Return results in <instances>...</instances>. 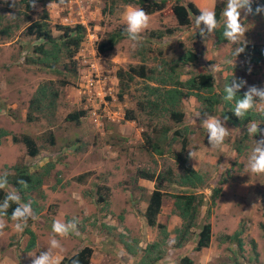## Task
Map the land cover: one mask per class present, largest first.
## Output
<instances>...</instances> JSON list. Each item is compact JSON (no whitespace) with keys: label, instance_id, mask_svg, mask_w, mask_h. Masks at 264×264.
<instances>
[{"label":"rangeland","instance_id":"obj_1","mask_svg":"<svg viewBox=\"0 0 264 264\" xmlns=\"http://www.w3.org/2000/svg\"><path fill=\"white\" fill-rule=\"evenodd\" d=\"M180 1H191L197 8L212 10L216 0ZM174 2L165 0L163 9L148 13V27L140 34L139 44L144 53L140 59L139 44L133 49L128 37L121 38L112 50L99 52L96 48V42L106 32L125 27L124 10L136 5L120 0H113V5H109L108 0H34L29 21L39 19L41 11L46 10L51 35L59 33L56 24L84 26V38L74 56V70L69 68L58 73L25 62L31 44L37 42L25 34L24 28L29 21L22 20L19 12L23 7L18 0H0V15L4 17L1 23L10 24V35H0V128L6 131V135L0 137V173L11 172L8 167L16 162L26 164L29 170L39 168L46 161L53 165L40 186L42 196L35 195L39 211L34 214L35 219L27 222V227L35 234L31 250L25 251L27 235L14 230L15 222L0 217L6 224L0 231V264H30L29 254L39 255L45 250H50L54 257H63L82 245L92 249L90 264H139L141 251L138 248L159 238L156 227L146 225L142 216L153 182L136 177L135 171L142 167L159 172L170 167L176 172L179 168L171 152L177 150L178 141L164 145L161 155L143 147L141 132L149 118L136 109L135 101L147 95L146 84L157 83L153 79L134 77L118 98L114 75L117 68L126 70L128 66L144 63L146 68L156 72L184 51L192 50L197 59L179 65L176 68L178 78L206 71L212 74L217 86L229 77L246 81L242 87L245 91L253 85L264 87V61L262 58L258 62L250 60L257 55V49L264 52V13L246 15L241 9V23L246 28L241 38L244 51L235 56L239 45L228 41L218 43L213 33L202 39L198 31L195 32L193 15H189L187 26L178 27L170 9ZM257 5L264 6V3L252 0V8ZM167 27L175 29L172 34L149 35L150 31L163 32ZM232 60L234 66L229 63ZM61 78H66L68 84H59ZM47 79L52 80L58 90L53 115L48 109L49 113L43 111L46 115L39 114L37 119L28 121L25 118L28 99L36 85ZM180 106L183 112L180 126H187L190 131L187 152L194 151V158L189 157L188 162L206 180L201 188L204 199L196 223L199 226L208 220L211 237L207 247L194 250L198 227H192L189 239L175 247L174 228L179 219H174L170 212L171 198L164 196L156 220L164 224L168 233L157 264H175L184 255L192 259V264H264V174L247 172L248 156L261 135L249 139L247 147L238 153L231 143L243 130L227 126L229 136L223 144L215 148L209 143L204 145L200 142L199 130L205 117L195 116L199 102L194 96H188L181 100ZM128 108L136 112V119L124 117ZM79 109H83L84 114L78 122L66 118L69 112ZM169 120L163 115L156 123L172 126ZM22 134L34 140L38 147L35 156L27 155L22 143H13L11 135L19 137ZM218 169H225L220 173L225 181L214 205L210 206L209 194L218 178ZM227 172L229 175H225ZM82 173L81 179H75ZM165 189L169 192L181 190L177 186ZM54 220L77 222L76 230L67 237H55L62 245L60 249H49ZM239 229L240 248L235 240L222 239L224 234ZM121 239L132 244L138 253L128 254Z\"/></svg>","mask_w":264,"mask_h":264},{"label":"trees","instance_id":"obj_2","mask_svg":"<svg viewBox=\"0 0 264 264\" xmlns=\"http://www.w3.org/2000/svg\"><path fill=\"white\" fill-rule=\"evenodd\" d=\"M60 2V0H52ZM124 4H134L137 8H142L147 13L159 11L165 6V0H120ZM264 1V0H261ZM109 5H113V0H108ZM18 4H21L23 11L19 12L22 16V20L29 21L30 12L33 9L34 0H18ZM226 5V0H216L213 10L216 12L218 21L217 30L213 32L214 41L218 43L226 42L227 40L222 36L223 20L222 11ZM171 12L175 18L178 27L187 26L190 22L189 15H199V11L192 4L187 1L186 3L180 0H175L170 6ZM40 19L29 21L25 25V34L32 35L36 43L31 45L30 54L26 57V61L31 64H35L40 68H46L53 72L61 73L66 72L67 69L74 70V54L79 48L80 43L84 38V26L76 23L72 26L66 24H56L55 27L60 32L57 36L51 35V31L48 25V13L46 10H42ZM3 16L0 15V35L6 37L10 35V24H2ZM15 26L18 24L13 23ZM203 27V25H201ZM175 29L167 27L163 32L160 30L150 31L149 35L154 37H161L163 33L170 35ZM128 37L124 32V26L114 28L105 34V37L98 43L97 50L104 52L106 49H110L119 39ZM140 47V59L144 57L143 48ZM262 56V54H261ZM197 54L192 50H186L184 53L172 61V63H165L160 69L157 68L156 72L152 68H146L144 63L138 65H131L125 70L117 69L115 76L117 78L118 92L116 96L121 98L122 94L128 88L130 82L134 77L150 80L153 79L156 85H145L147 95H144L143 99H137L135 101L136 109L141 113L144 112L149 119H154L155 122H151L148 118L145 124V129L142 130V145L143 147L153 152L154 154L161 155L163 153V146L170 145V142L177 140L179 142V148L177 151H172V158L177 164L179 171L174 172L170 167H167L163 171L154 172L147 168H137L135 176L143 178L149 181H153V189L149 192L146 198V204L142 211L143 220L146 225L150 227H156L159 234V238L149 242L142 248H138L141 251L139 264H157L161 258L164 245L167 238V231L164 224L156 221V215L160 210V203L163 196H169L172 198V213L176 214L181 222L179 226L174 228V245L180 247L184 241L190 237V228L198 227L196 233V239L194 249L198 250L205 247L209 243L210 238V224L208 221L203 222L199 226L196 223V217L199 212V207L203 203V194L201 192H194L193 188L203 187L205 183L204 176L191 167L188 163V155L184 152L186 142V128H174L181 122L183 112L181 110V99L187 96H194L199 102V112L201 114L211 113L219 116L222 120L227 116L225 121L228 124L240 125L245 119L255 118L259 119V127L264 125V115L257 112L255 109L250 110L243 120L237 118L231 111L234 108L235 101L223 100L224 86L227 83H231L229 78L223 80L221 85H216L214 78L210 72H199L190 74L185 79L178 78L177 67L185 63L195 62ZM260 54L250 58L253 62L260 60ZM264 61V59L262 58ZM155 72V73H154ZM59 84H68L66 78L58 80ZM217 88V91H213V87ZM243 91L238 90L237 98L242 97ZM58 96V90L54 86L52 80L47 79L39 82L31 97L27 102V109L25 118L28 121H32L38 118V115H43V111H47L50 115H53L55 110L56 98ZM258 101V100H257ZM49 109V111H48ZM255 110V111H254ZM45 114V113H44ZM84 114L83 109L69 112L66 118L70 121L78 122L81 115ZM136 112L133 109H126L124 111V117L128 120L136 119ZM46 115V114H45ZM166 116L172 122L170 124H164L160 122L157 125L156 119L161 116ZM248 117V118H247ZM237 122V123H236ZM159 128V129H158ZM157 130V132H155ZM6 131L0 128V137L5 136ZM13 142H20L23 144L26 153L33 157L38 153V147L34 140L27 134H22L19 137L11 136ZM241 143L240 141L238 142ZM237 152H241V146L237 144L235 147ZM52 163L46 161L39 168L29 170L26 164L16 162L8 167L9 171H3L0 173V178L6 175L7 186L5 189L0 190V203L3 202L6 192L16 191L21 197V203H30L32 210L35 213L38 211V202L35 195L42 196L40 192V186L43 183L45 177L52 169ZM7 169V170H8ZM220 175H218L219 178ZM82 174L76 176V179H81ZM26 181V186L19 184L18 181ZM169 182L170 184H176L180 186H188V191H165L164 184ZM224 182V179L219 178L215 180V185L211 187L209 200L213 204L217 195L220 193V185ZM169 183H166L169 185ZM16 207L12 204L8 209V215L3 216L7 220H11V212ZM209 213V209H206V216ZM23 233L27 234V241L25 249H31L35 244V234L33 231L26 227ZM239 230L234 231L231 234H224L223 238L229 240H235L236 245L240 248V240L238 238ZM122 240V239H121ZM123 241V240H122ZM123 248L128 254L135 255L138 253L137 249L125 241H123ZM78 253L75 257L79 260L80 264H90V256L92 249L88 245H82L69 255L63 256L62 264H69V257ZM175 264H191V259L187 256H181Z\"/></svg>","mask_w":264,"mask_h":264},{"label":"clouds","instance_id":"obj_3","mask_svg":"<svg viewBox=\"0 0 264 264\" xmlns=\"http://www.w3.org/2000/svg\"><path fill=\"white\" fill-rule=\"evenodd\" d=\"M258 1L261 3H264V1H261V0H257V2ZM192 4L195 6L194 3H192ZM213 7H214V4H213ZM213 7H212V10H210L208 8H197L196 7L197 10L199 11V15H195V16L193 15L192 22L195 26V32L198 31V33L202 39H207V37L209 35H211L215 30H217L218 21H217V17H216V12L213 10ZM241 9L244 10L246 15L247 14H253L254 15V14L264 13V6H262V5H257V7L255 9L252 8V0H226V6L222 12V15H223L222 36L231 44L239 45L236 48L235 56L244 51V47H243L244 41L241 40V38L244 37V33L246 31V28L241 23ZM155 12H157V11H155ZM152 13H154V12H152ZM191 15H192V13H191ZM32 21H34V20H32ZM123 22L125 25L124 32L128 36V38L133 42L132 47H133V49H135L138 46V44L140 43V34L142 33L143 30H145L148 27L149 15L142 8L127 6L124 10V13H123ZM74 24H76V23H74ZM74 24H72V25H74ZM48 25H49V23H48ZM66 25H69V24H66ZM72 25H69V26H72ZM201 25H203V27ZM49 28H50V26H49ZM50 31H51V28H50ZM108 32H106L105 34H107ZM105 34L103 35V37L98 42H96V48H97L98 43L105 37ZM26 36H29L34 40L32 35L27 34ZM123 38H125V37H123ZM34 43H36V42H34ZM115 44H113L110 49H106L105 51L112 50ZM246 47L248 48L249 46H246ZM250 49L252 50V48H250ZM30 51H31V47H30ZM77 51H76V53H77ZM137 51L139 52V49H137ZM257 53L260 54V58L264 59V52L262 53V51L260 49H257ZM75 54H74V56H75ZM261 54H262V56H261ZM28 55H26L24 58L25 62H26V57ZM74 56H73V58H74ZM74 60H75V58H74ZM251 62H253V61H251ZM26 63H28V62H26ZM229 63H232L234 66V60L229 61ZM28 64H31V63H28ZM117 69H122V68H117ZM122 70H124V69H122ZM219 70H220V68L217 67L216 71H219ZM115 72H114V75H115ZM226 78H224L223 80H225ZM230 80H231V83H227L224 86V95L222 98H223V100L228 101V102L235 101L234 108L231 110L234 113V115L237 118L243 120L245 118L246 114L252 109H255L257 112H260L262 115H264V87L257 88L256 86L253 85V86H249L247 88V90L245 91L242 89V87L245 85L246 81H243V80L238 81L236 79H233V80L230 79ZM89 81H90V79L88 78L87 82H89ZM117 89H118V87H117ZM238 90H241L244 92L243 96L240 98H237ZM213 91H217L216 86H215V88L213 87ZM258 102H260L259 106L257 105ZM84 109H85V107H84ZM200 114L201 113L199 111H197L195 113V116L199 117ZM202 115H204L205 118L201 120V130H199V132H200V136H201L200 142H203L204 145H207L209 143L211 145V147H214V148L218 147L219 145L223 144L225 139L229 136V130L226 127L227 126L236 127V128L241 129L243 131H242L240 137L234 143H231V147L233 148V150L235 152H237L235 150V147L237 146V144L240 145L241 146V152H238V153H242L243 149H245V147H247V142L249 141V139L256 138L260 134L261 138L258 141H255V147L251 150V153L248 156L247 172L254 173V174H264V129H263L264 126L259 127V125H260L259 119H255V118L245 119V121H243L242 124L237 125V124H231V123L228 124L227 122H225L228 119L227 116L224 117V120H225L224 121L219 116H217L215 114L205 112ZM181 121H182V119H181ZM180 125H181V122L178 125H176L174 128H184V127L186 128V131H187L186 142L188 143L190 131L187 128V126H180ZM239 141L241 142L240 144L238 143ZM186 146H187V144H186ZM186 146H185L184 152L187 153L188 158L189 157L194 158V151L190 149V151L188 153ZM178 148H179V142H178ZM178 148H177V150H178ZM189 165H190V163H189ZM224 170L218 169L217 173L220 175L219 178L222 177V179H224V181H225V177L221 176V174H220L222 171L224 172ZM178 171H179V169L176 172H178ZM227 174H228V172L225 173V175H227ZM78 175H80V174H78ZM82 176H83V173H82ZM219 178H216L215 180H217ZM227 178H229V177H227ZM75 179H76V176H75ZM18 183L22 184L24 186H26V184H27V182L23 181V180L18 181ZM166 183H169V182H166ZM166 183L164 184V187H163L164 189L169 188V186H177L179 189H181L178 191H188L191 189V188L188 189L189 188L188 186H180V185L170 184V183L168 185ZM6 186H7V178L5 175L4 177L0 178V190L5 189ZM201 188H203V187L193 188L192 190L194 192H201L202 193ZM220 190H221V185H220ZM165 191L169 192L166 189H165ZM219 194L217 195L216 199L218 198ZM163 197H162V199H163ZM33 198H35V196ZM162 199H161V201H162ZM203 199H204V194H203ZM216 199L214 200V203H215ZM214 203L211 204L210 200H209L210 206L214 205ZM12 204L16 205L14 210H12V212H11V220L15 222L14 226H13L14 230L17 233H22L24 231V229L27 227V222H29V219H35L34 212L32 210L30 203H21V197H20L18 192L8 191L5 194L3 202L0 203V217L8 215V209L10 208V206ZM160 205H161V203H160ZM207 207L209 209V206H207ZM207 207H206V209H207ZM39 208L40 207L38 206V211H39ZM170 212L172 215H174L175 217H177L179 219V224H180V222H181L180 218L176 214L172 213V198H171V210H170ZM205 218L207 219L208 215L207 216L205 215ZM196 219H197V217H196ZM206 221H208V220H206ZM179 224L177 226H179ZM209 224H210V222H209ZM76 226H77V222L75 220H71V221H67V222H63L61 220H54L52 222V226H51L53 236L49 240V249H60L62 247V245H61L60 241L58 239H56L55 237L56 236L67 237L70 234V232L76 230ZM5 227H6V224H5L4 220L0 219V231H2ZM190 230H191V228H190ZM239 231H241V230L239 229ZM210 237H211V224H210ZM222 239L228 240V241H233V240H229L227 238H223V236H222ZM209 240H210V238H209ZM205 247H207V246H205ZM205 247H202V248H205ZM31 249H25V251H29ZM193 249H194V246H193ZM200 249H198V250H200ZM29 255L32 257L30 264H62V260H63L62 257H54L50 250L40 251L39 255H36V254H29ZM77 256H78V253H75V254H73L72 257H69L68 258L69 264H80L79 260L77 258H75ZM191 264H192V259H191Z\"/></svg>","mask_w":264,"mask_h":264},{"label":"crops","instance_id":"obj_4","mask_svg":"<svg viewBox=\"0 0 264 264\" xmlns=\"http://www.w3.org/2000/svg\"><path fill=\"white\" fill-rule=\"evenodd\" d=\"M13 143H16V142H13ZM28 155V154H27ZM142 180H146V179H143V178H141ZM77 180H79V179H77ZM149 181V180H148ZM153 182V181H152ZM139 185H141V184H139ZM142 186V185H141ZM162 201H163V199H162ZM162 201H161V204H162ZM146 204V203H145ZM144 207H145V205H144ZM144 209V208H143ZM160 209H161V205H160ZM170 209H171V207H170ZM173 218L175 219V216H173ZM177 218V217H176ZM178 219V218H177ZM142 247H144V246H142ZM163 255V254H162ZM162 257V256H161Z\"/></svg>","mask_w":264,"mask_h":264}]
</instances>
